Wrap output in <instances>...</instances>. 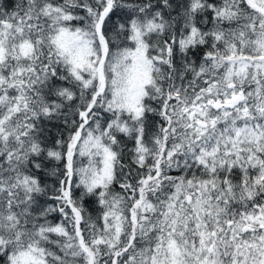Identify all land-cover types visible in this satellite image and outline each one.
<instances>
[{
  "label": "snow or ice",
  "instance_id": "snow-or-ice-1",
  "mask_svg": "<svg viewBox=\"0 0 264 264\" xmlns=\"http://www.w3.org/2000/svg\"><path fill=\"white\" fill-rule=\"evenodd\" d=\"M0 264H264V0H0Z\"/></svg>",
  "mask_w": 264,
  "mask_h": 264
}]
</instances>
